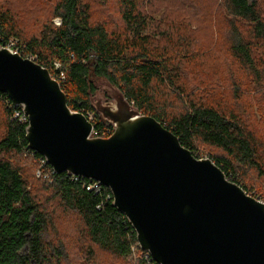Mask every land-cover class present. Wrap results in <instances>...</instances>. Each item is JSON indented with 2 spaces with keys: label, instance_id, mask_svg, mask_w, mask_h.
I'll use <instances>...</instances> for the list:
<instances>
[{
  "label": "trees",
  "instance_id": "16d2710c",
  "mask_svg": "<svg viewBox=\"0 0 264 264\" xmlns=\"http://www.w3.org/2000/svg\"><path fill=\"white\" fill-rule=\"evenodd\" d=\"M113 4L119 24L112 16L97 20ZM195 5L197 0H0V47L17 40L21 57L34 56L54 79L58 62L69 109L93 112L94 130L112 133L91 104L98 81H107L184 148L207 149L227 180L249 194L246 177L252 172L264 179V114L256 121L208 100L206 95L218 93L212 82L199 85L202 93L189 90L185 70L203 63L189 39L191 22L204 21L191 11ZM207 10L212 24L225 13L226 50L242 73H230L232 96L238 101L242 95L236 75L256 81L258 91L248 87L252 94L264 92L259 0H211ZM20 110L0 93V264H129V256L134 264H155L142 259L130 224L107 199L108 189L87 191L86 179L65 173L50 181L36 177L42 157L27 148V123L13 117Z\"/></svg>",
  "mask_w": 264,
  "mask_h": 264
},
{
  "label": "water",
  "instance_id": "95a60500",
  "mask_svg": "<svg viewBox=\"0 0 264 264\" xmlns=\"http://www.w3.org/2000/svg\"><path fill=\"white\" fill-rule=\"evenodd\" d=\"M97 89L112 100L91 98L113 128L108 138L91 137L92 124L69 109L48 70L0 47V93L27 118V148L56 174L108 189L155 264H264V203L210 159L194 157L107 81Z\"/></svg>",
  "mask_w": 264,
  "mask_h": 264
},
{
  "label": "rangeland",
  "instance_id": "374dc122",
  "mask_svg": "<svg viewBox=\"0 0 264 264\" xmlns=\"http://www.w3.org/2000/svg\"><path fill=\"white\" fill-rule=\"evenodd\" d=\"M199 5H195L192 7L194 14H200L204 18L203 22H191L190 31L191 38L198 49V54L203 56V63L200 67L196 64H190L191 66L185 70L187 76V82L190 85L189 90L196 91L197 93H202V88H199L203 85H208L209 82H212L213 85H216L218 88V93L215 95L208 94L207 99L212 102H219L222 107H227L231 109H235L237 111H241L246 113L247 115L255 116L256 121L259 119L261 113L264 114V92L261 91L260 94H252L249 90L250 88L254 91H258L259 87L256 85V81L253 78L242 75L241 71L237 68V66L233 62L227 52L226 46V19L225 13H223L217 18L214 24L211 23L210 13L207 10L208 4L211 0H197ZM261 6L264 8V0H259ZM114 4L108 10V12H104L101 9V12L98 16H95L101 20V18L109 19L112 16V20L114 24H119V16L115 11ZM100 11V9H99ZM107 14H110L107 16ZM159 14L156 13L155 19L160 21ZM175 17H179L178 13ZM180 18V17H179ZM57 19L53 20V23L57 25ZM161 22V21H160ZM177 24V22H176ZM179 24V23H178ZM208 25H211L212 28H207ZM209 27V26H208ZM184 33V32H182ZM228 70L230 72L228 73ZM230 73H236L237 79H240V89L242 90L241 98L237 101L230 92ZM250 86V88H248ZM264 88V84H263ZM103 92L102 90H100ZM206 93V92H205ZM204 94V93H203ZM251 114V115H250ZM245 117V116H243ZM247 122L248 119H245ZM252 120V118H251ZM255 127H257L256 122L253 123ZM192 155L198 159L209 158V151L203 147L198 148V150ZM246 189L249 195H254V197L259 199V201L264 203V179L258 178L255 173H250L246 177ZM247 193V192H246ZM67 226L68 224L64 223L61 226ZM100 260L106 262L108 260L105 254H98ZM133 256H129L126 259V262L129 264H134Z\"/></svg>",
  "mask_w": 264,
  "mask_h": 264
},
{
  "label": "built area",
  "instance_id": "2783aa9c",
  "mask_svg": "<svg viewBox=\"0 0 264 264\" xmlns=\"http://www.w3.org/2000/svg\"><path fill=\"white\" fill-rule=\"evenodd\" d=\"M56 22H57V25L60 24V21L58 19L56 20ZM1 47L7 49L8 51H10L13 54L19 55V56H21V54H22V51L19 48L17 40H15V39L7 40ZM27 59H29L31 61H34L35 57L30 55V56L27 57ZM53 70H54V72L58 71V73H56V75H55L56 79H54V78L53 79L56 80L58 83L62 82L64 80V74H63V72L59 71L60 70V64L58 62H54L53 63ZM74 112L78 113L76 111H74ZM84 116L92 124L91 137L108 138L112 134L111 131L109 129H107V128L103 129L101 131H95L94 130L93 124H94L95 117H94V113L93 112L86 113ZM13 117L19 119V121H21V122H26L27 123V118L23 114L22 110L14 112ZM46 165H47V163H46L45 159L42 158L39 161V168L40 169L36 172V177L38 178V177L41 176L42 178L48 179L50 181L51 180V176L55 175L56 173L52 170L51 167H50V171L49 172L43 171V168ZM70 177L72 179L79 178V177H75V176H70ZM87 181H88V183L85 186V189L87 191H93L95 193H100L104 189V187L97 181H93V180H87ZM107 199L111 200V202H112V195H111L110 192L107 195ZM132 251H133V249H132ZM142 259L144 261H148V262L152 261L150 256H149V254L145 253V252H143V254H142Z\"/></svg>",
  "mask_w": 264,
  "mask_h": 264
},
{
  "label": "flooded vegetation",
  "instance_id": "af4514ba",
  "mask_svg": "<svg viewBox=\"0 0 264 264\" xmlns=\"http://www.w3.org/2000/svg\"><path fill=\"white\" fill-rule=\"evenodd\" d=\"M95 95H97V97L99 99H101L102 102H110L112 101L111 98L108 97V94L105 93V91L101 92V91H96V93L94 94V97ZM97 102V99L94 98V103Z\"/></svg>",
  "mask_w": 264,
  "mask_h": 264
}]
</instances>
